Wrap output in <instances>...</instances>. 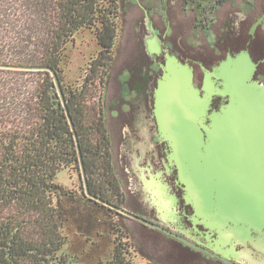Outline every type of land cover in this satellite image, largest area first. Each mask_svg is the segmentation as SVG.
<instances>
[{"label": "trees", "instance_id": "trees-1", "mask_svg": "<svg viewBox=\"0 0 264 264\" xmlns=\"http://www.w3.org/2000/svg\"><path fill=\"white\" fill-rule=\"evenodd\" d=\"M120 15L119 0H0V264H78L63 252L68 235L60 204L74 195L56 183L64 169L80 172L75 134L89 192L125 203L104 108ZM85 29L98 51L80 82L69 83L68 47ZM133 246L117 228L111 255L95 264H154L136 263Z\"/></svg>", "mask_w": 264, "mask_h": 264}, {"label": "rangeland", "instance_id": "rangeland-1", "mask_svg": "<svg viewBox=\"0 0 264 264\" xmlns=\"http://www.w3.org/2000/svg\"><path fill=\"white\" fill-rule=\"evenodd\" d=\"M119 3L121 11L119 36L115 47L114 62L104 92L106 122L112 134V152L116 166L118 158L116 135L121 131L122 122L126 118L123 112L127 111L126 114H128L130 110V101L134 95V92L129 89L131 83L134 79H139L136 77L141 73L142 66L150 65L147 52L156 49L165 41L167 44H172L174 49L182 54H190L193 59H196L200 48L206 45L205 35L211 32L210 30L218 31L222 14L229 9V1L222 4L216 11L219 19L209 24L210 29L206 30L201 27V14L196 13V3L189 0H119ZM251 4L263 5L264 0H249V3L244 0H230V10L236 7L244 8V5ZM241 45L230 42V50H237L242 47ZM193 48L192 53L187 51H192ZM97 51L98 45L91 30L85 29L76 34L74 41L68 47L69 62L65 66V78L69 83L80 82L87 63ZM165 61L161 64V69ZM189 65L196 67L193 63ZM196 69L199 74V67L197 66ZM132 70L134 71L131 75L129 71ZM203 75L204 73H201V77ZM193 76L192 71V79ZM206 86L204 85L203 88ZM208 88L213 87L209 85ZM198 134V131L192 132L194 136ZM195 147V143H189L187 150L193 151ZM216 164L219 163L202 161L198 164L193 160L188 161L189 169L186 180L204 212L210 210L208 206L211 203L216 205L215 212L230 210V203L227 207H224L222 203L230 197L217 191V187L225 184V181H221L216 176L214 171L218 168ZM79 173L78 170L64 169L59 172L56 179L57 185L62 190L72 192L74 195L73 198L63 199L60 204L66 218L64 231L68 235V242L63 252L75 257L74 260L78 264H95L99 259L108 258L113 250L117 228H122L129 241L133 243V260L136 263L150 261L154 264H203L205 262L196 252L182 247L173 238L156 230L141 227L133 219L97 208L89 203L87 198L79 195L80 190L84 191ZM122 185L126 189L129 181L124 179ZM154 195L152 194L153 203L162 219L173 217L175 211L170 195L159 188L154 189ZM125 206L137 209L131 201H126ZM189 217L193 223V225L189 223V229L192 230L193 235H198L194 234L195 229L201 232L203 229L198 227L200 223L197 221L199 218L196 212L193 215L190 214ZM150 220L155 221V219ZM197 223L199 224L196 225ZM203 227H206L207 231L202 235L208 240L213 237V243L210 246H216L218 233L210 227L205 225ZM235 245L237 244L230 240V244L220 247H222L221 250L227 251L229 248L233 249ZM241 255L249 256L248 250L242 251ZM207 264L218 263L207 261Z\"/></svg>", "mask_w": 264, "mask_h": 264}, {"label": "water", "instance_id": "water-1", "mask_svg": "<svg viewBox=\"0 0 264 264\" xmlns=\"http://www.w3.org/2000/svg\"><path fill=\"white\" fill-rule=\"evenodd\" d=\"M165 57L154 94V113L159 137L170 147V162L177 165L180 178L185 183L186 200L193 205L199 218L197 221L218 233L217 245L211 246L214 251L230 257V248L223 251L220 246L230 244L232 240L241 245L248 242L257 252L264 254V84L253 79L254 62L246 50L230 54L214 68L223 78L222 87L209 89L207 85L200 93L193 84L191 66L174 55L166 53ZM51 72L65 105L59 79L54 70ZM214 94L227 96V103L218 110L211 109ZM66 112L74 130L67 109ZM193 131L199 134L194 136ZM75 139L79 153V177L84 183L85 194L95 199L88 190L76 134ZM189 143L196 144L193 151L187 150ZM190 160L198 164L202 161L219 163L214 171L225 184L217 187V191L230 197L222 202L224 207L230 203L229 211L215 212L216 205L212 203L208 206L210 210H201L186 180ZM119 209L198 248L197 244L159 222ZM224 256L220 258L227 262Z\"/></svg>", "mask_w": 264, "mask_h": 264}, {"label": "flooded vegetation", "instance_id": "flooded-vegetation-1", "mask_svg": "<svg viewBox=\"0 0 264 264\" xmlns=\"http://www.w3.org/2000/svg\"><path fill=\"white\" fill-rule=\"evenodd\" d=\"M189 1L196 3V13L201 14V27L206 30H208L209 24L219 19L216 16V11L222 4L229 1V9L222 14L218 31L213 32V30H210L211 32L208 31L209 33L205 35L206 45L200 48L199 56L196 59H193L190 54H182V52L174 49L172 44L163 41L162 44L158 45L159 47L147 52L150 65L142 66L141 73L136 77L139 79H134L131 83L129 89L134 92V95L130 101L128 114H126L127 111L123 112L126 118L122 122L121 131L116 135L118 158L117 166L115 162L114 166L121 182L125 203L131 201L137 209L126 207L125 203L123 206H116L105 201L102 202L100 198L90 193L95 199L91 198L85 194V188L84 194L89 199L101 202L105 207L102 208L103 210L123 215L133 219L141 227L150 228L169 236L140 220L126 215L119 208L147 220L155 219L153 222H159L168 230L197 244L198 248L169 236L178 241L182 247L196 252L205 260V264H207V261L217 262L218 264H262L264 263V254L257 252L250 243L235 245L230 250V257H227L211 248L210 244L213 243V237L208 240L207 237L202 235L207 230L201 223V226L198 225L199 223L196 225L204 231L201 232L195 229L194 234L198 235L192 234L189 223L191 225L193 223L189 216L190 214L193 215L195 211L193 206L186 200L185 183L180 178L177 165L170 162L169 144L159 137L158 124L154 113V90L161 75V64L165 61V53L176 56L182 62L193 63L196 67H199L200 72L197 74L196 67L191 66L194 74V85L200 90V93H203L204 85H210L213 88L222 87L223 78L218 74L219 72L214 71V68L230 57V54L234 55L241 50H246L255 64L253 79L264 84V4L244 5V8L236 7L230 10V0ZM244 1L249 3V0ZM230 42L232 44L240 43L242 47L232 51L230 50ZM198 45H202V43H198ZM194 48L192 51H187L192 53ZM133 71H129V73L132 75ZM201 73H204L202 77ZM225 103H227V96L214 94L210 103L211 109L218 110ZM110 136L112 137L111 133ZM124 179L129 181V186L126 189L122 185ZM156 188L170 195L175 211L173 217L162 219L160 212L157 211L153 203L154 197L152 198ZM245 250H248L249 256L241 255L242 251ZM210 252L217 255V257L209 254ZM223 256L226 257L227 262L221 259Z\"/></svg>", "mask_w": 264, "mask_h": 264}]
</instances>
